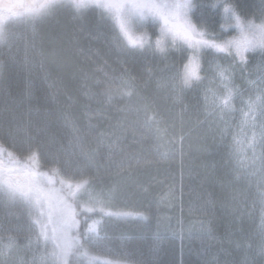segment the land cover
<instances>
[{
    "label": "snow or ice",
    "instance_id": "6c2138e0",
    "mask_svg": "<svg viewBox=\"0 0 264 264\" xmlns=\"http://www.w3.org/2000/svg\"><path fill=\"white\" fill-rule=\"evenodd\" d=\"M4 6L14 12L0 16V56L5 48L8 53L7 63L0 59V90L16 100L10 79L18 69L23 74L18 95L28 102L29 114L43 111L46 118L67 123L79 111L89 128L95 115L105 114L109 128L102 135L116 148L136 130L149 133L156 158L125 155L117 165L123 182L138 184L161 162L178 169L169 174L164 194L144 187L141 199L102 210L128 225V233L105 245L102 259L85 253L86 264H149L142 244L147 239L156 249L164 242L174 248L178 241L183 256L185 242L196 232L221 244L219 252L203 245L199 264H264V0H6ZM65 20L81 24L50 31L52 21ZM93 20L117 53L112 63H96L98 51L79 39ZM129 62L141 64L140 70L134 74ZM37 81L44 86L40 97L34 95ZM193 128L202 133L197 150L211 158L203 176L209 187L185 203ZM237 183L254 189L255 199L239 192ZM162 205L178 214H162ZM101 223L90 231L98 241L112 239L106 228L100 235ZM220 252L227 258L221 260Z\"/></svg>",
    "mask_w": 264,
    "mask_h": 264
},
{
    "label": "trees",
    "instance_id": "16d2710c",
    "mask_svg": "<svg viewBox=\"0 0 264 264\" xmlns=\"http://www.w3.org/2000/svg\"><path fill=\"white\" fill-rule=\"evenodd\" d=\"M248 3L254 4V1L248 0ZM207 11L210 13L212 10ZM198 14L199 13H197V15ZM80 24V21L70 22L65 20L62 24H57L55 21H52L50 24V31L53 34H58L61 31L79 27ZM94 24L95 21L93 20L85 25L83 30L78 33L79 39L85 47H90L98 51L99 55L94 57L96 63L102 64L104 60L112 63L117 53L109 49L106 39L103 36H99L98 39L93 38L97 37L93 36V30L95 29ZM0 59H4L7 63L8 53L6 48L3 55L0 56ZM123 59L127 61L128 58L123 57ZM129 64L133 68L134 74L141 68V64L139 63L132 64L129 62ZM38 71L37 69V73ZM10 84L13 96L17 97L15 101H13L6 92L0 90V153L2 160L4 162H9L13 160L12 158L15 156L19 158L21 162H25L28 167L36 168L40 172H47L51 177H58V184L54 187L60 188L62 193L67 196L66 198L68 201L76 208L78 219L82 220L84 217L99 219L103 217L108 221L112 220L103 215V211H106L105 209H103V211L91 210L90 213L85 212L83 206L76 202V198L79 195V190H76V187L84 190L87 186L91 187L94 186V184L100 186L102 185V181H104L107 185L111 184L112 186H117V188L120 189L118 194L126 197L127 200L141 199L145 195L143 192L144 187H149L150 192L156 196H160L167 191V184L170 182L169 174L176 175L178 172L175 165L170 166L167 162H161L158 168L148 169L144 175H141L139 183L135 185L123 182L120 176H118L120 181L117 184H112L111 181H108L119 172L118 167L115 165V161L120 162L127 154L139 153L148 160L156 158V141L149 133L144 130H136L134 135L130 134L126 140L121 142L120 148H116L104 135H102V133L106 132L109 128V120L105 114H99L93 117L92 124L94 127L92 128H89L87 118L79 111L74 112L70 122L67 123L61 119L52 117L46 118L43 111L29 114L27 112L28 102H21L22 97L18 95L23 87V74L20 73L18 69L12 70ZM43 90V84L37 81L34 95L36 97L42 96ZM195 102L196 101L189 96V103L194 104ZM91 103L95 106V101H91ZM160 103L163 104L164 101H160ZM176 112H178V109L173 110L171 115L175 116ZM126 115L128 120L134 119L131 114ZM185 119L187 120V116ZM178 122L177 120V123ZM22 123L27 124V130L32 138H44L45 147L43 151L40 150L38 153H36L35 150L27 152L26 147L35 145L30 136V138L28 137L26 139L23 136H17V138L13 137V135L9 136V131L13 132V130H15L14 126L16 125L15 127L18 128ZM16 133L17 131H14V134ZM29 133H27V135H29ZM201 136L202 133L193 128L191 137L192 148L191 150H187L185 158V203H187L190 196L194 199L198 193L209 187L203 183V176L205 174V166L211 162V158L202 155L197 150L201 144ZM19 141H27L28 144L23 145L19 143ZM59 148H63L65 151L85 148V153L87 151L89 156L87 161L88 165L80 161L81 157L79 159L68 157L66 163L72 164L70 168H66L69 167L66 164L57 165L49 163V154L51 156H56V154L64 155V152L58 153V150L60 151ZM215 159L218 160L219 157H215ZM63 168L65 169V173ZM80 169L84 171V174H82L84 179L80 178ZM43 185L46 186L47 184L44 183ZM235 188L241 193L247 191L249 200L255 199L254 189L246 190L241 183H237ZM160 211L162 214L173 215L174 212L178 214V209L170 210L163 205L160 207ZM116 223H118L119 229H121V227H127L129 229L128 225H123L119 222ZM245 226H247V224ZM224 231V227H220L217 231V235L223 237ZM80 232L82 233L81 229H79L78 233L81 242L83 241V236H80ZM118 234V231L115 232L113 238L118 237ZM106 243L109 245V241ZM110 243L115 244V241L113 240ZM142 244L144 259L149 261V264H152V262H156V264H180L181 260L183 264H199L200 257L198 253L202 250L203 245H214L212 249L214 252H219L221 248V244L199 232L194 233L191 242H185L183 256L180 254L178 241L174 248H170L167 243L164 242L159 249H156L151 247L154 244L151 239L142 241ZM223 247L227 248V243H224ZM102 251L104 250L101 248L99 252ZM219 258L224 260L227 257L223 252H220ZM86 261L87 257H82L81 260H73L70 264H86Z\"/></svg>",
    "mask_w": 264,
    "mask_h": 264
},
{
    "label": "rangeland",
    "instance_id": "374dc122",
    "mask_svg": "<svg viewBox=\"0 0 264 264\" xmlns=\"http://www.w3.org/2000/svg\"><path fill=\"white\" fill-rule=\"evenodd\" d=\"M253 1L254 4L259 3V0ZM196 2L197 0H193V4ZM195 12L199 13V9L193 8V13ZM93 32V36H100L95 29ZM15 126L12 132L13 137L23 136L26 139L30 136L35 143L26 147L27 152L35 150L38 153L44 150L43 137L32 138L26 123H22L18 128ZM14 131L17 133L14 134ZM19 143L28 144L27 141H19ZM59 149L60 151L56 149L58 153L64 152V155L49 154V163L66 164L69 167H65L70 168L72 164L66 163L68 157L77 159L81 157L80 161L88 165L89 156L87 151L85 153V148L73 151ZM12 159L4 162L0 153V171L10 173V176L0 175V264H70L73 260L87 257L85 253L102 259L104 251L99 252V250L101 248L104 250V246L108 245L106 242L109 241L111 244L110 242L114 240L118 243L113 238L115 232L118 231V237L128 232L127 227L119 229L117 221H108L103 217L99 219L84 217L82 221H79L76 208L68 201L60 188L54 187L58 184V177H51L47 172L28 167L25 162H21L15 156ZM118 163L115 161L116 167ZM63 170L65 173L64 168ZM80 173V178L84 179L82 169ZM21 179L26 181L22 182ZM108 181L117 184L120 179L116 175ZM44 183L47 185L44 186ZM101 184L87 186L84 190L76 187V190H79L76 202L83 206L85 212L103 209L115 211L116 209H113L115 205L127 200L126 197L118 194L120 189L117 186L107 185L104 181ZM109 196H111V203H106ZM97 221H102L100 235H103V230L106 228L112 239L97 240L96 235L90 231L91 226ZM80 227L84 228L83 234L80 232V236H83L81 242L78 234Z\"/></svg>",
    "mask_w": 264,
    "mask_h": 264
},
{
    "label": "flooded vegetation",
    "instance_id": "af4514ba",
    "mask_svg": "<svg viewBox=\"0 0 264 264\" xmlns=\"http://www.w3.org/2000/svg\"><path fill=\"white\" fill-rule=\"evenodd\" d=\"M23 2H27V0H23ZM5 3H6V0H0V16H3L5 14H8V15H12L14 10L11 9V8H5ZM193 11V9H192ZM0 175H8L10 176V173L9 171H0ZM21 181H26V179H21ZM16 182H18V180L16 179ZM81 230H84L83 227H80Z\"/></svg>",
    "mask_w": 264,
    "mask_h": 264
}]
</instances>
